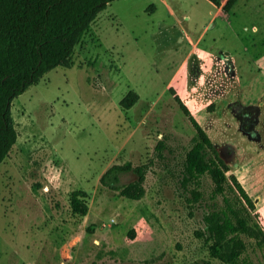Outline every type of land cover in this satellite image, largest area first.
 Masks as SVG:
<instances>
[{
  "label": "rangeland",
  "instance_id": "obj_1",
  "mask_svg": "<svg viewBox=\"0 0 264 264\" xmlns=\"http://www.w3.org/2000/svg\"><path fill=\"white\" fill-rule=\"evenodd\" d=\"M217 11L211 0H113L72 67L14 98L19 137L0 164V264H264L253 222L236 263L213 256L202 233L214 182L202 177L206 200L196 202L194 184L182 183L196 130L171 86L264 213V0ZM131 89L140 99L126 108ZM248 97L262 114L250 135L240 119ZM127 162L148 165L140 199L100 182ZM76 189L88 192L85 216L73 212ZM227 195L237 200L230 181Z\"/></svg>",
  "mask_w": 264,
  "mask_h": 264
},
{
  "label": "trees",
  "instance_id": "obj_2",
  "mask_svg": "<svg viewBox=\"0 0 264 264\" xmlns=\"http://www.w3.org/2000/svg\"><path fill=\"white\" fill-rule=\"evenodd\" d=\"M113 0H0V164L9 156L18 141L19 131L12 113V101L30 85L39 83L50 70L72 67L76 47L99 13ZM219 4V0H213ZM237 0H227L224 7L232 8ZM170 90L181 109L192 122L196 136L184 160L182 183L191 184L189 201L206 200L202 177L209 175L214 188L209 198L213 201L204 214L202 235L209 250L225 263H236L247 248L240 233L254 228L264 236V213L256 208L253 196L220 154L212 138L191 112L179 92ZM140 94L131 89L121 100L131 108ZM133 172L137 177L124 182L122 175ZM148 165L132 162L114 163L100 177L102 185L122 195L140 199L145 195ZM232 183L237 200L227 195V184ZM222 196L223 201L218 198ZM88 192L76 189L71 195L75 214L85 216L90 210ZM204 264H212L206 261Z\"/></svg>",
  "mask_w": 264,
  "mask_h": 264
},
{
  "label": "flooded vegetation",
  "instance_id": "obj_3",
  "mask_svg": "<svg viewBox=\"0 0 264 264\" xmlns=\"http://www.w3.org/2000/svg\"><path fill=\"white\" fill-rule=\"evenodd\" d=\"M227 62V61H226ZM229 65H231V63H229ZM261 66V65H260ZM258 67V70L260 69L261 71V67ZM264 69V65L262 67ZM261 73V72H260ZM262 90H264V84H263V88H261V86L258 88L257 93H261ZM246 103L243 104L242 106V115L240 116V113L237 112V116H240L241 122H242V128L250 134H252V132L257 131V127L261 122V111L260 109L254 104L252 103V100L248 97V99H246L245 101ZM260 134H258V137Z\"/></svg>",
  "mask_w": 264,
  "mask_h": 264
},
{
  "label": "crops",
  "instance_id": "obj_4",
  "mask_svg": "<svg viewBox=\"0 0 264 264\" xmlns=\"http://www.w3.org/2000/svg\"><path fill=\"white\" fill-rule=\"evenodd\" d=\"M214 4H216L217 5V7H218V11H217V15H219V14H223V12L222 11H225V14H227L229 11H230V9L229 10H226L225 9V7H224V5H225V3L227 2H221V0H219L220 1V3L219 4H217V3H215L213 0H211ZM170 7V10H171V13H175V10L172 8V6L171 5H169ZM188 38L190 39L189 41H192L193 39L191 38V37H189L188 36Z\"/></svg>",
  "mask_w": 264,
  "mask_h": 264
}]
</instances>
